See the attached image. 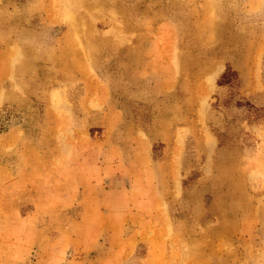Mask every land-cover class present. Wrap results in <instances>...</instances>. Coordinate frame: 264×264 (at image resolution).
<instances>
[{
  "label": "rangeland",
  "instance_id": "374dc122",
  "mask_svg": "<svg viewBox=\"0 0 264 264\" xmlns=\"http://www.w3.org/2000/svg\"><path fill=\"white\" fill-rule=\"evenodd\" d=\"M246 103L264 0H0V264H264Z\"/></svg>",
  "mask_w": 264,
  "mask_h": 264
},
{
  "label": "trees",
  "instance_id": "16d2710c",
  "mask_svg": "<svg viewBox=\"0 0 264 264\" xmlns=\"http://www.w3.org/2000/svg\"><path fill=\"white\" fill-rule=\"evenodd\" d=\"M237 84V76L236 74L231 71L229 68L226 69V71L222 74L218 85L219 86H228V87H235ZM247 108L248 112L251 113L252 115H254L257 118H261L264 117V114L261 113V111L264 113V110H258L255 109L253 106L249 105L248 103H246L245 105H243Z\"/></svg>",
  "mask_w": 264,
  "mask_h": 264
}]
</instances>
